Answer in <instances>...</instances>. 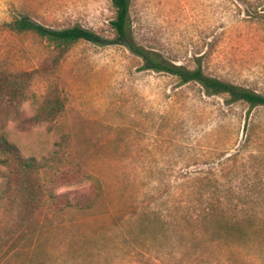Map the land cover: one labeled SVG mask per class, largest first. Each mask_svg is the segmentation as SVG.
Returning <instances> with one entry per match:
<instances>
[{
	"label": "rangeland",
	"instance_id": "374dc122",
	"mask_svg": "<svg viewBox=\"0 0 264 264\" xmlns=\"http://www.w3.org/2000/svg\"><path fill=\"white\" fill-rule=\"evenodd\" d=\"M20 17L111 40L115 13L110 0H0V70H42L6 129L44 181L87 176L59 193L100 190L89 211L41 207L20 228L0 209V264H264V107L143 70L119 45L79 42L46 72L51 50L14 32ZM129 21L164 61L264 96V0H130ZM51 91L62 113L27 124Z\"/></svg>",
	"mask_w": 264,
	"mask_h": 264
},
{
	"label": "trees",
	"instance_id": "16d2710c",
	"mask_svg": "<svg viewBox=\"0 0 264 264\" xmlns=\"http://www.w3.org/2000/svg\"><path fill=\"white\" fill-rule=\"evenodd\" d=\"M110 1L115 13L110 22L113 33L111 40L80 26L63 30L50 29L28 17L15 18L12 22L13 30L18 34H32L48 44L51 56L43 67L46 72H49L50 67L58 65L79 42L97 46L119 45L143 62V70L173 76L181 84L196 83L206 95L222 96L229 105L241 103L250 109L264 107V96L260 94L210 78L200 68L187 70L182 66L173 65L154 52L137 45L129 21L130 0ZM40 71L42 70H0V209L8 212L16 228L30 221L41 207H45L52 214L69 210L86 212L93 209L99 199L100 190L97 186L92 187L90 194L83 193L84 191L59 193L60 188L80 184L87 176L76 169H66L52 173L48 181H44L41 176L43 164L35 156L25 155L6 129L8 120L16 117L22 105L31 99L34 78ZM63 109V100L56 91H51L27 124L36 126L50 123ZM208 209L211 210L210 213L215 212L214 207ZM215 224L218 229H228L235 225L222 222L219 218Z\"/></svg>",
	"mask_w": 264,
	"mask_h": 264
}]
</instances>
